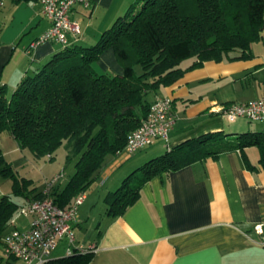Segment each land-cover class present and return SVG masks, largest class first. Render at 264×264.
<instances>
[{
	"label": "trees",
	"instance_id": "trees-1",
	"mask_svg": "<svg viewBox=\"0 0 264 264\" xmlns=\"http://www.w3.org/2000/svg\"><path fill=\"white\" fill-rule=\"evenodd\" d=\"M262 31L264 0H135L94 44L84 46L77 40L61 46L33 73L25 74L10 97L0 80V131L10 132L36 156L49 158L66 141V156L74 160V170L61 188L53 187L55 202L65 206L89 188L107 155L122 150L128 133L146 117L158 89L203 61H220L227 55L250 58L251 43L262 38ZM107 49L113 51L121 73L95 69L94 63ZM187 57L194 60L183 68L180 63ZM229 134L206 132L144 161L106 195V213H123L153 176L207 156L255 146L264 168V131ZM247 166L254 168L249 161ZM0 173L14 178V194L27 199L40 196L41 191L20 186L1 149ZM19 206L7 194L0 197V235ZM91 256L90 251L72 250L45 264H87Z\"/></svg>",
	"mask_w": 264,
	"mask_h": 264
},
{
	"label": "crops",
	"instance_id": "crops-1",
	"mask_svg": "<svg viewBox=\"0 0 264 264\" xmlns=\"http://www.w3.org/2000/svg\"><path fill=\"white\" fill-rule=\"evenodd\" d=\"M134 1L89 0L88 6L76 4L70 16L81 25L78 44H94ZM5 2L10 1L2 0L0 7ZM10 3L12 25L0 35V80L6 85L11 81L15 87L25 74L33 73L60 50L61 45L44 41L33 50L30 60L25 50L31 40L47 29L49 21L38 0ZM25 33L31 35L23 46L21 35ZM251 53L248 59H230L227 55L220 61H203L200 66L186 70L173 84L155 92L154 96L171 98L177 115L169 132L170 146L210 131L232 133L231 122L221 107L264 95V55L252 49ZM193 60L192 57L181 67H188ZM96 62L102 71H122L111 49L103 52ZM252 147L257 153H251ZM154 154L141 155L121 169H113L114 160L112 166L100 171L102 192L98 191V198H94L89 186L71 222L73 242L62 237L50 258L66 256L69 249L79 251L81 246L94 245L87 264H264V231L254 229L256 223L264 222V168L258 162V148L249 146L243 151L221 153L216 158L207 156L155 175L142 185L137 200L123 213L108 215L106 195ZM247 161L254 168L248 167ZM62 178L55 183L59 188L68 180L62 182ZM29 200L32 198H24L19 205ZM17 220L18 217L16 222L21 226ZM8 228L7 222L0 235V250L1 236ZM3 258L0 255V264H11L12 260L25 262Z\"/></svg>",
	"mask_w": 264,
	"mask_h": 264
},
{
	"label": "built area",
	"instance_id": "built-area-1",
	"mask_svg": "<svg viewBox=\"0 0 264 264\" xmlns=\"http://www.w3.org/2000/svg\"><path fill=\"white\" fill-rule=\"evenodd\" d=\"M41 12L49 21V26L38 37L31 40L26 52L32 55L33 50L44 41L59 43L61 46L80 39L81 25L79 20L70 16L76 4L88 6L89 0H38ZM225 118L236 121L243 118L248 121L264 122V95L245 102L231 103L221 107ZM177 115L168 96L156 95L152 99L149 111L138 127L128 133L126 143L116 155L128 157L138 150L161 140L169 147V132L176 122ZM63 176L58 173L46 180L39 197L29 200L18 207L17 215L8 221L9 228L1 236L2 254L6 259H20L29 264H45L62 237L70 243L74 240L71 222L77 208L85 198L86 191L75 195L71 201L60 206L54 200L53 187ZM27 216L25 226H18V216ZM257 232L264 231V222L254 225ZM94 245L80 247L81 252L95 250ZM69 254L72 252L68 250Z\"/></svg>",
	"mask_w": 264,
	"mask_h": 264
},
{
	"label": "rangeland",
	"instance_id": "rangeland-1",
	"mask_svg": "<svg viewBox=\"0 0 264 264\" xmlns=\"http://www.w3.org/2000/svg\"><path fill=\"white\" fill-rule=\"evenodd\" d=\"M12 4L10 2H5L3 6L0 7V27L1 32L0 35L4 34V32L8 31L10 26L12 25V15L10 14V9ZM31 34L25 33L21 35L23 37L22 44L25 45L28 36ZM21 37V38H22ZM251 49L253 52H258L264 55V31H262V38L258 41H254L251 43ZM30 60L31 56L28 55ZM30 60H26L29 61ZM192 60V57H187L183 59L180 63L181 66L186 64ZM21 61V60H20ZM94 67L98 72H101L103 69L99 66L97 62L94 63ZM134 69L136 73H140L141 67L140 65H134ZM110 73H114L113 71H109ZM13 73V72H12ZM9 80H13L10 78ZM7 87V96L10 97L13 90V83L9 81L6 85ZM232 133L229 136H233L236 133L244 132V131H257L264 130V122H256V121H248L243 118L237 119L235 122L230 123ZM0 149L4 156V160L6 164L9 165L11 171L14 173V176L17 178L18 183L22 187H27L28 189H40L44 186L46 180L50 179L52 176L62 173L64 178L61 179L62 182H65L70 174L74 170V160H70L67 158V149H66V141H63L58 148L52 153V158H49L47 154L36 156L32 153V151L27 147H21L18 144V141L8 132L7 130L0 131ZM166 147L162 146V141L155 142L154 144H150L146 146L144 149L139 150L132 155L125 157L123 154L121 155H107L104 159L101 171L105 168L112 166L114 160H116L115 167L113 169L124 168L127 164L135 161L137 157L145 154H162L165 151ZM256 151V148L252 147L251 153ZM257 153V151H256ZM154 154V156H156ZM123 158V159H122ZM123 162H121L122 160ZM129 159V160H128ZM121 160V161H120ZM148 160V158L146 159ZM144 162V161H143ZM142 164V163H141ZM120 168V169H121ZM13 183L14 178L9 175H4L0 173V197L3 194L9 195V197L20 203L23 201L24 197L19 194L13 193ZM89 190L94 191V198L97 197V193L99 191L102 192L99 185V177H97L93 183L90 185ZM88 190V191H89ZM87 192V190H86ZM102 203L101 201H99ZM98 209L95 210L97 212ZM17 215V211H15L12 217ZM19 225L28 224V217L21 215L18 216ZM1 248V247H0ZM53 253V252H52ZM0 255L3 257L2 249L0 250ZM5 260V258H3ZM1 264H6V262H2ZM11 264H29L26 262L12 260Z\"/></svg>",
	"mask_w": 264,
	"mask_h": 264
}]
</instances>
